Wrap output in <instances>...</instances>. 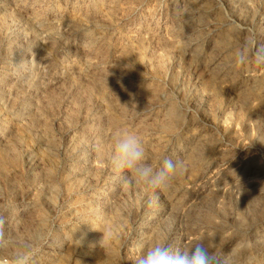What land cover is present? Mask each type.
<instances>
[{
    "label": "rangeland",
    "instance_id": "1",
    "mask_svg": "<svg viewBox=\"0 0 264 264\" xmlns=\"http://www.w3.org/2000/svg\"><path fill=\"white\" fill-rule=\"evenodd\" d=\"M264 0H0V212L36 264H136L158 240L264 264ZM184 166L122 187L110 134ZM59 186L57 189L56 186Z\"/></svg>",
    "mask_w": 264,
    "mask_h": 264
},
{
    "label": "clouds",
    "instance_id": "2",
    "mask_svg": "<svg viewBox=\"0 0 264 264\" xmlns=\"http://www.w3.org/2000/svg\"><path fill=\"white\" fill-rule=\"evenodd\" d=\"M234 63L238 67L254 64L264 68V45H256L254 37L236 52ZM112 168L126 173L122 187L142 188L145 192L166 189L172 180L184 170L181 161L162 158L160 166L148 162L144 143L139 135L127 129H116L110 134ZM57 189L59 186H56ZM7 215L0 212V264H36L37 244L42 237L25 238L6 232ZM136 264H233L227 257L202 241L193 242L183 249H173L166 240L149 245ZM244 264H252L246 259Z\"/></svg>",
    "mask_w": 264,
    "mask_h": 264
}]
</instances>
